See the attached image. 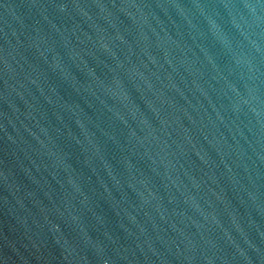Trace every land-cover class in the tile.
Instances as JSON below:
<instances>
[{
  "label": "water",
  "instance_id": "95a60500",
  "mask_svg": "<svg viewBox=\"0 0 264 264\" xmlns=\"http://www.w3.org/2000/svg\"><path fill=\"white\" fill-rule=\"evenodd\" d=\"M264 256V0H84Z\"/></svg>",
  "mask_w": 264,
  "mask_h": 264
}]
</instances>
